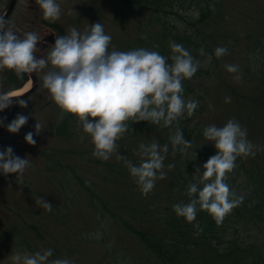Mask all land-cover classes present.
<instances>
[{"label":"trees","instance_id":"1","mask_svg":"<svg viewBox=\"0 0 264 264\" xmlns=\"http://www.w3.org/2000/svg\"><path fill=\"white\" fill-rule=\"evenodd\" d=\"M103 1L109 11V21H122L133 29L132 33L122 37L120 41H111L110 51L113 46L118 51L146 48L170 57L169 42L175 41L201 61L202 66L197 73L190 80L183 81L184 98L200 102L192 117L179 121L184 138L192 146L187 154L179 151L173 154L169 136L175 131V124L171 128H164L146 121L134 124L130 122L129 131L117 141V153L108 161H102L93 157V145L90 141L84 139L81 142L82 134L78 132L80 126L77 118L65 114L63 120L58 118L53 132L67 147H60L59 150L52 148L51 151L48 147L33 149V154L38 153L47 158L46 171L61 173L68 185L76 184L80 188L82 195L88 199V205L94 210L98 223L96 225L100 230L114 224L119 228L121 236L129 237L128 244L135 251H132V259L127 264H264V241L261 242L262 247L256 248L252 243L228 232L232 222L241 225L240 221L246 225L262 226L264 229V152L237 158L236 167L227 175L226 183L230 186L231 182L241 176L248 193L240 195L231 190L236 197H242V202L225 216L222 223L217 224L206 211H198L196 220L188 223L173 210L174 204L189 202L186 195L189 183L196 182V178L204 171L203 165L216 154L214 145L203 137L204 127L210 125L203 116L209 103L225 93V97H230L231 102L226 103L224 98L220 105L234 116L237 114L248 120L257 131L254 138L256 142L259 134H264V4L260 0H249V3L248 0ZM84 17L97 19L101 15L93 11L86 13ZM50 25L58 30L59 36L65 35L60 25ZM221 46L228 49V54L217 59L214 50ZM201 48L204 49L205 56L199 55L198 50ZM230 52L236 56L229 55ZM208 55L212 56V60L206 64ZM168 62L171 63V60ZM226 64L239 66L242 78L236 85H232L235 74L226 71ZM26 79L27 74L23 79H18L14 72L4 70L0 72V81L5 88L0 91L18 87ZM214 84L222 91L211 96L208 86ZM153 140L161 146L169 144V152L164 160L167 175L165 179L156 181L151 192L143 195L135 179L129 174L125 160L138 164L140 158L135 155L134 150L138 149L140 143L148 144ZM58 152L90 164L89 172L93 177H87L63 163L55 155ZM118 156L124 159H118ZM168 164H174L175 167L168 170ZM197 168H201L199 172H196ZM160 185H163L162 188H159ZM64 189L66 193L65 185ZM23 194L28 198L33 196L31 189L26 187ZM38 194L36 191L35 197ZM55 210L52 207L51 212L41 211L36 217L37 221L25 222V231L29 230L33 237L41 241L44 249H52V257L68 258L76 252L91 251L98 255L99 250L93 244L100 243L105 247L101 257L102 264H116L115 261L111 263L109 246L103 243L102 236L95 235V230L92 229L68 235L65 211ZM16 214L18 215V211ZM50 218L59 224L53 235L46 225ZM15 222L9 219L0 223L2 236L13 232L21 246L28 250L25 252L39 251L28 239L23 238V233L18 230L19 225ZM195 225H199V228ZM200 229L203 231L200 232ZM48 234L51 235L49 239ZM64 244L69 247L61 250L60 246Z\"/></svg>","mask_w":264,"mask_h":264},{"label":"clouds","instance_id":"2","mask_svg":"<svg viewBox=\"0 0 264 264\" xmlns=\"http://www.w3.org/2000/svg\"><path fill=\"white\" fill-rule=\"evenodd\" d=\"M35 3L45 21L55 23L61 18V5L57 0H35ZM111 41L112 37L105 33L102 23L90 24L83 31L71 27L67 34L55 37L46 56L39 55L38 58L40 36L35 31L20 35L6 14L0 15V72L12 71L18 79H23L25 74L43 73L42 87L61 110L60 119L63 120L65 114L77 118L85 134L80 140L83 142L86 136L90 138L92 155L97 159L108 161L117 153V141L129 131L130 122L141 121L164 128L175 124V131L169 136L173 154L177 151L187 154L192 145L184 138L179 121L192 117L200 102L184 98L183 81L197 73L201 61L175 41L169 42L170 57L146 48L118 51L113 46L110 51ZM198 51L200 56L206 55L203 48ZM226 54V47L214 50L217 59ZM211 60L212 56L208 55L206 64ZM224 67L228 73L235 74L234 80H241L238 65L226 64ZM14 98L20 107H28L27 100L0 91V111L11 107ZM225 102L230 103L231 98L225 97ZM28 119V116L17 114L7 124V131L18 133ZM3 123L0 119V125ZM34 129L35 133L28 132L24 137L32 146L36 144L34 134L40 135L45 127L36 120ZM203 137L214 145L216 154L203 165L204 171L196 182L189 183L186 192L189 202L174 204L173 210L188 223L196 220L198 211H206L220 224L242 202V197H236L226 183L227 175L235 169L237 158L255 156L256 146L247 139V130L235 119L221 127L214 124L204 127ZM168 152V143L161 146L153 140L148 144L140 143L134 150L140 158L138 164L125 160L129 174L143 195L154 189L158 179L166 178L164 160ZM28 167L30 161L14 155L11 147L0 151V173L5 176L16 174V182L21 186H24L23 175ZM174 167V164L167 165L168 170ZM35 203L52 211V204L43 198L36 196ZM195 227L199 228V225ZM52 256V249H44L30 254L16 253L11 259L13 264H74L68 258L50 259Z\"/></svg>","mask_w":264,"mask_h":264},{"label":"rangeland","instance_id":"3","mask_svg":"<svg viewBox=\"0 0 264 264\" xmlns=\"http://www.w3.org/2000/svg\"><path fill=\"white\" fill-rule=\"evenodd\" d=\"M8 2L9 0L1 1L0 15L5 10ZM57 2L61 5V18L55 23L63 27L65 34L68 33L71 27L83 31L84 28L88 27L90 24L102 23L105 33L112 37V41L116 40V42H118L120 41L119 39H122V37L127 36L133 31L131 27L126 26L122 21H109V11L103 0H57ZM247 3H249V0ZM260 3L264 4V0H260ZM93 11L96 14H100L101 18L89 19L84 17L86 13ZM262 14H264V10ZM8 19L11 23L15 24L20 35L27 31H35L40 36L41 41L45 42L46 46H43V48L37 45L41 50V53H38V58L39 55L46 56L47 49L54 44L48 42L44 38L50 33H54L55 37L59 36L58 30L50 25L52 23L43 21L42 11L35 3V0H18ZM239 28L240 27H237V29ZM130 37H132V35ZM123 44H126V42ZM229 55L236 56L231 52ZM44 71H47V69ZM36 74L39 78L37 87L32 90L31 94L23 97V99L28 101V107L22 108L18 103L13 102L11 107L0 111V119L4 121L3 125H0V151H4L6 148L11 147L14 155L27 158L30 161V167L25 170L23 175V187L16 182V174L5 176L3 173H0V223L7 222L9 219L16 221L15 223L19 225V228L17 227L18 230L20 229L23 233V238L28 239L30 241L29 243L34 246L36 250H44L45 246L41 241L36 239L35 236L33 237L29 230L25 231L26 221L34 222L39 212L47 211L35 203V192L37 191L39 192L37 197L43 198L46 202L51 203L54 210L65 211V221L68 223V226L65 223V227H68V235L74 232H86L90 229L95 230L93 233L102 236L103 243L109 246L108 254H110L111 263L115 261L116 264H127V261L132 259V251H135V248L133 246L130 247L128 244L129 237L126 236L125 238L121 236L119 234V228L114 224H109L103 230H100V227L97 226L98 223L95 218L94 210L88 205V199L86 196L82 195L83 193L80 191V188L76 184L68 185L64 175L61 173L46 171L45 164H48L47 158L38 153L33 154L34 150L40 148L48 147L49 151H51L52 148H57L59 150L60 147H67L64 141H61L53 132L55 123L60 117L61 110L49 99L47 90L42 87L41 76L43 73ZM1 83L0 81V90L5 88ZM237 83L238 82L235 80L232 85H236ZM208 88H210L211 96H214L216 92L222 91L216 84L208 86ZM224 98L225 93L223 96L209 103L203 116H205L210 125L214 124L218 127L223 126L230 119H235L247 130V139L256 146L254 148L255 155L263 153L264 134H259L260 137H257L256 142L254 138L257 131L252 128L248 120L244 116L237 114L234 116L230 111L220 105ZM209 105H211V107ZM17 114L28 116L29 119L27 124L23 126L18 133L12 134L7 131V124L10 123ZM35 119L44 125L45 130L42 131L40 135L34 134L36 144L32 146L25 142L24 137L28 132L35 133ZM3 126H5V131L2 130ZM78 132L82 135L84 134L81 127L78 129ZM85 141H90V138L86 136ZM55 155L61 159L63 163L72 166L87 177H93L89 172V168L91 167L90 164L63 152H58ZM64 185L66 186V193ZM162 186L163 185H160L159 188H162ZM24 187L30 188L33 196L30 198L26 197L23 194ZM230 188L233 192L239 193L240 195L248 193V188L243 184L241 176H238L236 180L230 183ZM20 199H22L21 203ZM17 211L18 215H15ZM17 216L18 218H16ZM22 219H24L23 223ZM37 220L38 218L36 221ZM48 221L49 224L46 225L49 227L51 235H53L52 233L57 232L59 224L54 220L52 221L51 218ZM240 223L242 224L240 225L239 223L232 222L228 232L248 243H252L256 248H258V246L262 247L261 242L264 241V229L262 226H254L253 224L246 225L241 221ZM1 232L2 230H0V264H13L11 257L16 253L22 255L24 253H33L25 252L28 250L21 246L13 232L8 236H2L3 233ZM51 235H47L48 239ZM68 244L60 246L61 250H66L69 247ZM93 245L95 249L97 248V250H99L98 255H96L95 252L92 253L93 251L76 252L73 254L74 257L70 255L68 259L73 260L74 264H102L103 260H101V257L102 254H104L103 249H105V247L100 243H95ZM125 252H129V254ZM50 259L57 258L51 257Z\"/></svg>","mask_w":264,"mask_h":264},{"label":"water","instance_id":"4","mask_svg":"<svg viewBox=\"0 0 264 264\" xmlns=\"http://www.w3.org/2000/svg\"><path fill=\"white\" fill-rule=\"evenodd\" d=\"M16 1L17 0H10L2 15L6 14V16L8 18V16L11 14V12H12L14 6H15ZM44 39L47 40L50 43H54L55 42V35H54V33H50ZM38 46L43 48V46H46V44H45V42L41 41V42L38 43ZM30 78L32 80V84H31L30 89H28L24 93H21V94H18V95H14V96L23 97L24 95L28 94L29 92H31L34 89V87L36 86V83H37V77H36L35 73H32L30 75ZM14 100H15V98L13 99V101Z\"/></svg>","mask_w":264,"mask_h":264},{"label":"bare ground","instance_id":"5","mask_svg":"<svg viewBox=\"0 0 264 264\" xmlns=\"http://www.w3.org/2000/svg\"><path fill=\"white\" fill-rule=\"evenodd\" d=\"M30 86V81H27L22 87L17 88L15 90L10 91L9 93H11L12 95L18 94V93H22L23 91H25L28 87Z\"/></svg>","mask_w":264,"mask_h":264}]
</instances>
